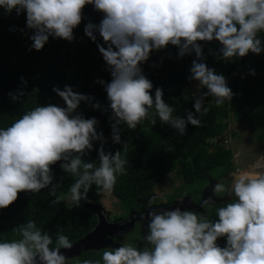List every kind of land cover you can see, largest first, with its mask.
<instances>
[{
    "label": "clouds",
    "instance_id": "clouds-1",
    "mask_svg": "<svg viewBox=\"0 0 264 264\" xmlns=\"http://www.w3.org/2000/svg\"><path fill=\"white\" fill-rule=\"evenodd\" d=\"M87 5L103 14L98 24L89 21L84 31L93 42L97 33L103 40L97 46L111 80L98 82L104 84L109 101L104 110L111 112L112 141L123 148L106 151L107 139L96 127L99 121L77 112L81 101L91 102L93 97L74 91L71 85L55 86L53 91L66 106L41 104L0 128V209L13 204L21 192L35 194L49 186L48 193L54 197L50 205L66 202L69 209L87 200L93 185L98 194L111 193L128 163L121 125L135 130L148 119L155 125L158 118L185 136L188 124L203 126L199 116L210 110L204 106L206 98L211 97L218 107L232 101L235 93L227 78L205 62L201 42L218 41L219 50L209 52L225 62L264 52L260 35L264 33V0H0L5 14L26 13L27 28L33 30L29 50L37 51L50 36L73 41ZM169 45L179 49L180 58L195 53L188 79L197 81L198 89H207L194 99L195 112L188 111L186 117L173 115L162 88L157 87L153 96V82L141 67L154 50ZM251 74H256L255 69ZM24 94L10 92L9 96L15 102ZM92 106L101 108L98 102ZM94 141H100L98 165L83 158L93 150ZM57 162L73 178L68 192L59 195L60 184L53 183ZM221 194L232 198L217 209L214 221L191 209L151 210L145 246L123 243L105 250L103 264H264V155L247 170L237 169L230 186L216 183L213 195ZM212 202L209 197L202 206ZM17 235L18 239L0 240V264H65L61 249L73 247L62 229L53 246V237L34 220L21 224ZM220 238H226L225 246L218 244Z\"/></svg>",
    "mask_w": 264,
    "mask_h": 264
},
{
    "label": "trees",
    "instance_id": "trees-1",
    "mask_svg": "<svg viewBox=\"0 0 264 264\" xmlns=\"http://www.w3.org/2000/svg\"><path fill=\"white\" fill-rule=\"evenodd\" d=\"M83 11L84 19L74 29L73 41L50 36L44 48L37 51L29 50L33 43L30 39L33 30L27 28L26 13L17 15L13 10L11 14H5L4 9L0 8V128L10 126L25 111L41 104L66 106L53 88L58 86L63 89L65 85H71L74 91L94 98L91 102L81 101L77 112L85 118L95 117L99 121L97 131H102L107 139L105 150L114 153L122 149L123 144L112 141L111 112L104 110L109 101L104 84L98 82L111 80L97 46L103 40L97 33V41L93 42L84 31L89 21L98 24L103 14L95 11L92 5H87ZM260 35L264 38V33ZM201 45L206 56L205 62L227 78L229 87L235 93L229 103L235 120L251 125L258 123L261 133L264 129V52L258 55L249 53L243 58L225 62L217 60L209 52L210 49L219 50L221 45L218 41L201 42ZM178 51L173 45L160 51L154 50L141 67L153 82V96L157 87L162 88L165 101L176 107L173 115L186 117L188 111L195 112L193 105L196 97L192 80L188 77L196 56L193 52L180 58ZM252 69H255V75L251 74ZM20 91L25 93L24 96L14 102L9 93ZM203 91L207 89H201V93ZM97 102L101 105L100 109L92 106ZM204 106L210 110L199 116L203 126L197 128L188 124L185 136H180L170 125L161 124L158 118L155 125L148 119L135 130L127 129L126 125L120 126L122 141L127 142L128 163L125 166L126 174L118 177L111 193L134 213L143 212L149 205L158 203L159 199L154 197L156 187L169 172L179 168L183 182L191 184L209 177L217 167L230 162V158L224 155L227 151L225 144L217 140L229 126L228 122L220 118L221 106H216L211 97L205 99ZM93 143V150L83 158L98 165L100 141ZM169 148L172 150L167 151ZM60 163L53 171L54 180L60 184L58 190L67 193L73 178L62 171ZM61 177L64 179L61 180ZM223 184L226 185L225 182ZM48 190L42 189L35 194L21 192L13 204L0 209V240L18 239V227L28 220H34L38 228L53 237V246L58 229H62L73 244L95 228L98 223L96 214L81 205L69 209L66 202L51 206L50 200L54 197L49 195ZM200 192L194 190L189 194L196 203L202 201ZM102 197L103 193L98 194L93 185L88 200L100 202ZM230 200L209 204L196 212L205 213L214 221L218 219L217 209L226 206ZM172 203L169 201L167 205L171 206ZM132 241L135 244L141 241L142 248L145 246L144 238L135 236ZM218 244L225 246L226 238L218 239ZM103 251L86 249L78 255L76 263L100 260L103 264Z\"/></svg>",
    "mask_w": 264,
    "mask_h": 264
},
{
    "label": "rangeland",
    "instance_id": "rangeland-1",
    "mask_svg": "<svg viewBox=\"0 0 264 264\" xmlns=\"http://www.w3.org/2000/svg\"><path fill=\"white\" fill-rule=\"evenodd\" d=\"M192 85L195 97H197L200 95L201 89L197 88V81L192 80ZM172 107L174 110L176 109L175 106ZM220 118L228 122L229 126L226 133L217 140L225 144L227 151L224 155L230 158V162L227 165L217 167L209 177L191 184H185L183 182L182 176L178 171L179 168L169 172L165 180L158 183L156 187L154 197L159 199L158 205L149 207L143 212L134 213L112 193H103V197L98 203L105 210L111 223H119L122 225L114 228L113 232L98 244V250H114L123 243H130L135 247L142 248L141 241L135 244L132 239L135 236L141 239L144 238L148 231V214L150 211L153 209H175L177 207L182 210H200L201 205H194L193 198L189 195L194 190H201L200 196L202 200H205V197H207L204 194L205 191H209L206 194H209L208 198H213V202L225 198H232L231 194L214 196L213 188L218 182H225L226 186H230L237 169L241 171L247 170L261 155H264V129L262 128L260 133L258 123L251 125L247 122L236 121L229 103L221 106ZM237 154L238 159L234 160V156ZM53 183H55V180ZM60 193L65 192L57 189V194L59 195ZM169 201H173L171 206L167 205ZM77 257L78 255L67 256L65 264H77Z\"/></svg>",
    "mask_w": 264,
    "mask_h": 264
},
{
    "label": "water",
    "instance_id": "water-1",
    "mask_svg": "<svg viewBox=\"0 0 264 264\" xmlns=\"http://www.w3.org/2000/svg\"><path fill=\"white\" fill-rule=\"evenodd\" d=\"M58 164L59 162H57V164L53 166V171L57 168ZM208 192L209 191L207 192L205 191L204 193L207 196L205 197V199L208 198L209 196V194H206ZM226 199L228 198L222 200H226ZM203 201L204 200H202L200 203H196L193 201L194 205H201L200 210L197 211H201L203 209L202 206ZM217 202H212V203H217ZM80 205L87 207L92 213L96 214L98 216V223L90 233H88L85 237L78 240L77 242L73 243V247L71 249H61V252L66 257L79 255L86 249L98 250V244L102 242L107 237V235H110L113 232L114 228L122 225L119 223H111L108 219L105 210L95 200H83Z\"/></svg>",
    "mask_w": 264,
    "mask_h": 264
},
{
    "label": "flooded vegetation",
    "instance_id": "flooded-vegetation-1",
    "mask_svg": "<svg viewBox=\"0 0 264 264\" xmlns=\"http://www.w3.org/2000/svg\"><path fill=\"white\" fill-rule=\"evenodd\" d=\"M158 202H159V201H158ZM146 203H148V202H146ZM156 205H158V203H157ZM154 206H155V205H154ZM149 207H152V206H151V205H149V206H148V208H149ZM148 208H146V209H148ZM146 209H144V211H145Z\"/></svg>",
    "mask_w": 264,
    "mask_h": 264
},
{
    "label": "crops",
    "instance_id": "crops-1",
    "mask_svg": "<svg viewBox=\"0 0 264 264\" xmlns=\"http://www.w3.org/2000/svg\"><path fill=\"white\" fill-rule=\"evenodd\" d=\"M205 193V192H204Z\"/></svg>",
    "mask_w": 264,
    "mask_h": 264
}]
</instances>
